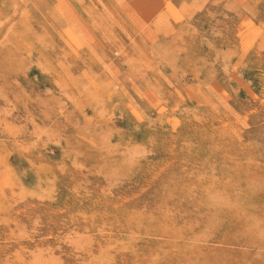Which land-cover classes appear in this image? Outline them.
Instances as JSON below:
<instances>
[{"label":"rangeland","instance_id":"obj_1","mask_svg":"<svg viewBox=\"0 0 264 264\" xmlns=\"http://www.w3.org/2000/svg\"><path fill=\"white\" fill-rule=\"evenodd\" d=\"M0 264H264V0H0Z\"/></svg>","mask_w":264,"mask_h":264},{"label":"bare ground","instance_id":"obj_2","mask_svg":"<svg viewBox=\"0 0 264 264\" xmlns=\"http://www.w3.org/2000/svg\"><path fill=\"white\" fill-rule=\"evenodd\" d=\"M159 1V0H158ZM161 1V0H160ZM143 16H144V14H143ZM162 27V26H161ZM107 28V27H106ZM254 32V31H253ZM244 41V40H243ZM208 48V47H207ZM240 58V57H239ZM239 65V64H238ZM116 89V88H115Z\"/></svg>","mask_w":264,"mask_h":264}]
</instances>
